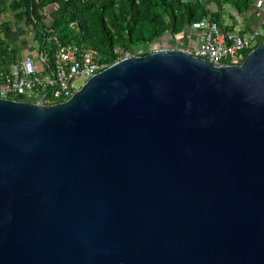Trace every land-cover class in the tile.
Instances as JSON below:
<instances>
[{
  "label": "water",
  "instance_id": "water-1",
  "mask_svg": "<svg viewBox=\"0 0 264 264\" xmlns=\"http://www.w3.org/2000/svg\"><path fill=\"white\" fill-rule=\"evenodd\" d=\"M0 264H264V34L234 64L153 51L0 98Z\"/></svg>",
  "mask_w": 264,
  "mask_h": 264
},
{
  "label": "trees",
  "instance_id": "trees-1",
  "mask_svg": "<svg viewBox=\"0 0 264 264\" xmlns=\"http://www.w3.org/2000/svg\"><path fill=\"white\" fill-rule=\"evenodd\" d=\"M19 1L22 10L15 12L13 18L31 33L38 43V50L44 52L48 67L52 63L51 34L61 43L71 42L94 49L100 60L110 64L116 60L112 52L115 43L123 41L121 49L124 51L139 45H151L161 41L164 35L175 39L192 20L204 16L202 11L195 13L196 6L201 4L184 0ZM211 1L217 6L228 4L241 13L251 7L253 0ZM1 26L5 31L3 22H0ZM12 48L0 39L1 67L21 58L12 56Z\"/></svg>",
  "mask_w": 264,
  "mask_h": 264
},
{
  "label": "built area",
  "instance_id": "built-area-1",
  "mask_svg": "<svg viewBox=\"0 0 264 264\" xmlns=\"http://www.w3.org/2000/svg\"><path fill=\"white\" fill-rule=\"evenodd\" d=\"M257 3L262 14L258 27L254 30L240 32L223 28L216 21L201 17L192 20L188 26L196 33L195 46L190 49H178L205 59L213 65L238 63L264 34V0H257ZM50 41L53 43L50 67L46 64V56L41 50H38L36 59L25 55L0 66V98L32 103L40 101L45 104L61 102L80 87L76 83L78 79L85 81L109 65L100 60L92 48L71 42L61 43L52 34ZM172 49L152 47L147 50L143 45H139L124 51L114 50V53L118 60Z\"/></svg>",
  "mask_w": 264,
  "mask_h": 264
},
{
  "label": "crops",
  "instance_id": "crops-1",
  "mask_svg": "<svg viewBox=\"0 0 264 264\" xmlns=\"http://www.w3.org/2000/svg\"><path fill=\"white\" fill-rule=\"evenodd\" d=\"M195 2L201 5L196 6L195 13L203 12L204 16L210 20L216 21L221 27L228 29H236L240 32H249L258 27L259 19L262 14L261 9L258 7L257 0L252 1V5L248 10L238 13L234 8L228 4H221L217 6L211 0H184ZM202 7V8H201ZM10 27L11 30H10ZM8 30L4 31V34L7 35L8 40H12L13 36L11 35L12 29L17 31H23L20 25H14L11 23L7 25ZM30 34L31 33H27ZM166 44L168 42L167 35H164L161 39V42ZM174 43L169 45L173 49H190L196 44V33L193 29L189 27L180 35L174 39Z\"/></svg>",
  "mask_w": 264,
  "mask_h": 264
},
{
  "label": "rangeland",
  "instance_id": "rangeland-1",
  "mask_svg": "<svg viewBox=\"0 0 264 264\" xmlns=\"http://www.w3.org/2000/svg\"><path fill=\"white\" fill-rule=\"evenodd\" d=\"M22 10V3L19 0H0V22H3L6 30H8L7 25L11 23L14 25H20L23 29V24L19 21H16L13 18V15L15 12H19ZM46 13V11H44ZM88 21H91V17L87 15ZM45 22H49V20H45ZM12 27H10L11 30ZM5 30V31H6ZM4 29H2V26L0 27V39L4 40L5 43H7L10 47H13V53L12 56L14 58L23 57L25 55L31 56L36 59L37 53H38V43L33 39L32 35L27 34L28 30L24 29L23 31H17L13 30L10 32L13 36L12 40L7 39L8 34H4ZM168 37V42L165 44L161 41L154 42L151 46L143 45V47H146L147 50H150L152 47H170L169 45L173 44L175 41L174 39ZM124 42H118L113 45L112 52L114 53V50H122L121 47L123 46ZM115 54V53H114ZM83 79L77 80V86H81L83 83Z\"/></svg>",
  "mask_w": 264,
  "mask_h": 264
}]
</instances>
